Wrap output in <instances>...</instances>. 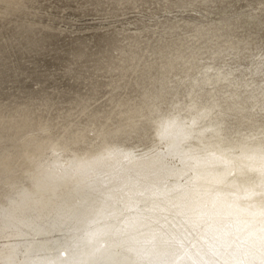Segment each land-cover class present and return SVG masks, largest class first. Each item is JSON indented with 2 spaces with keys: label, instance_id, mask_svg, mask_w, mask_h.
Instances as JSON below:
<instances>
[{
  "label": "bare ground",
  "instance_id": "obj_1",
  "mask_svg": "<svg viewBox=\"0 0 264 264\" xmlns=\"http://www.w3.org/2000/svg\"><path fill=\"white\" fill-rule=\"evenodd\" d=\"M123 60L77 74L61 95L30 94L33 110L46 113L23 130L44 137L20 146L19 130L5 132L0 168L15 160L7 149L23 158L46 152L0 169V264H264V131L194 153L183 143L193 119L150 111L159 120L137 129L134 147L87 161L54 155L60 140L87 144L89 132L106 138L100 135L144 101L139 63ZM88 101V108L74 104ZM222 120L195 138L214 141Z\"/></svg>",
  "mask_w": 264,
  "mask_h": 264
},
{
  "label": "rangeland",
  "instance_id": "obj_2",
  "mask_svg": "<svg viewBox=\"0 0 264 264\" xmlns=\"http://www.w3.org/2000/svg\"><path fill=\"white\" fill-rule=\"evenodd\" d=\"M131 56L139 63L135 72L142 75L138 84L144 101L116 129L100 135L106 138L92 140L89 132L87 144L60 140L54 155L76 154L87 161L134 147L137 129L159 120L153 115L193 119L187 126L193 136L183 143L192 144L194 153L232 147L241 136L264 131V73L256 74L264 69V60L259 62L264 57V0H0V150L6 131L21 132L20 146L46 135L23 130L46 113L42 106L33 110L30 94L38 99L61 95L71 91L77 74L86 77L97 65ZM106 98L74 104L88 108ZM150 111L155 113L150 116ZM217 117L225 120L214 141L208 135L195 138ZM45 152L23 158L10 148L4 155L15 158L11 164ZM4 162L0 158V165Z\"/></svg>",
  "mask_w": 264,
  "mask_h": 264
}]
</instances>
